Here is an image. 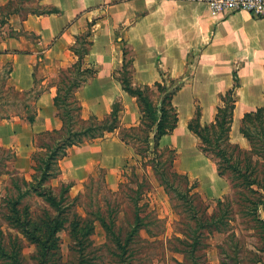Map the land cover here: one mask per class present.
Wrapping results in <instances>:
<instances>
[{"label":"crops","instance_id":"1","mask_svg":"<svg viewBox=\"0 0 264 264\" xmlns=\"http://www.w3.org/2000/svg\"><path fill=\"white\" fill-rule=\"evenodd\" d=\"M8 1L0 0V16L1 6ZM42 3L62 11L29 15L26 19L12 14L0 31V76L12 66L6 84L31 90L37 81L45 88L35 101L37 114L33 122L18 116L0 121V147L16 154L14 170L28 180L35 171L34 136L62 126L54 104L57 76L77 61L71 46L93 18L94 43L84 62L86 66H97L98 72L76 92L83 118L92 114L103 118L112 111L114 102L121 100L122 124L140 122L136 98L114 76V71L122 68L127 42L135 50L138 83L153 84L161 79V73L172 78L183 77L194 64L189 80L176 96L182 93L181 101L186 109L194 108L195 98L200 99L203 124L210 121V114L217 112L219 95L233 87L237 71L240 86L236 89L231 139L249 147L240 127L245 112L264 106V17H255L246 10L215 13L209 5L195 0H42ZM121 26H126L123 38L118 33ZM29 34L37 37L31 40ZM202 58H207L208 63L204 65ZM201 80L211 83L203 87L198 84ZM188 122L181 124L180 116L175 131L162 137L161 146L166 137L182 131L186 124L189 130ZM198 150L200 157L194 161V167L200 176L205 175L201 163L212 167L209 180L206 176L202 179L204 189L208 195L220 197L227 192L229 182L218 173L214 162ZM133 155L134 148L115 131L70 147L60 159L61 171L53 180L56 183L72 181L71 192L77 193L81 183L90 177L92 166L98 165L106 170V181L113 186L118 183V173Z\"/></svg>","mask_w":264,"mask_h":264},{"label":"trees","instance_id":"2","mask_svg":"<svg viewBox=\"0 0 264 264\" xmlns=\"http://www.w3.org/2000/svg\"><path fill=\"white\" fill-rule=\"evenodd\" d=\"M61 11L56 6L42 3V0H9L1 6L0 31L8 24L12 14H20L26 19L29 15L41 16ZM94 25L95 22H89L87 29L77 36L71 46V51L78 57L77 61L71 67L61 70L57 76L54 104L62 126L34 136L35 172L32 179L28 180L16 171L10 172L12 185L19 188L18 201L11 202L13 209L9 208L14 215L11 219L18 223L22 232L36 242L47 256L55 248L50 242L61 229H68L71 238L78 240L88 225L90 233L94 232L96 220L100 221L108 238L119 250L129 249L127 239L134 238L147 226L137 199H133L134 218L125 233L124 242L120 234L121 228L117 227L111 214L107 218L97 209L93 212L94 217L88 218L77 210H71L79 198L77 195L66 201L73 184L62 185L59 199L53 187L48 184L49 180L59 175V161L70 147L119 131L122 141L134 148L135 153L141 157L140 168H150L160 185L187 212L192 225L186 234L187 238L178 239L185 244L182 250L191 264H200L204 257L202 251L207 247L204 239L208 233L226 232L230 222L235 219L234 213L249 219L259 228L263 239L260 249L264 252V106L245 112L241 119L240 131L248 140L249 147L233 142L231 130L237 102L236 89L240 86L238 72L235 71L233 87L219 95L221 104L217 107L213 121L202 123L201 104L190 118L188 128L198 138L199 149L214 162L218 173L229 181L235 195L234 199L228 195L217 198L216 209L208 214L210 204H206L199 191L195 190L198 183L192 181L187 171L178 167L177 148L161 146L162 137L172 134L178 126L180 116L174 98L185 84L183 78H172L161 73V79L153 84L136 82L135 50L125 42L122 68L118 71L120 75L116 77L124 90L136 98L141 112L140 122L136 125L122 124L120 114L124 105L120 100L114 102L112 111L103 118L96 114L89 118L82 117V104L76 92L98 72L97 66H86L84 62L94 43ZM33 36L37 37L36 34ZM11 71L12 66L4 69L0 76V121L18 116L33 122L37 114L35 101L45 88L40 87L37 81L31 90L9 86L6 84V77ZM8 152H12V157L16 156L11 149ZM133 169L135 172L136 168ZM105 173L106 170L102 176L105 177ZM119 184L122 185L121 182ZM138 186L143 189L142 183ZM30 194L41 196L60 215L42 220V226L30 220L22 221L17 207ZM61 215H67L68 218L73 216L69 226H64V217H60Z\"/></svg>","mask_w":264,"mask_h":264},{"label":"rangeland","instance_id":"3","mask_svg":"<svg viewBox=\"0 0 264 264\" xmlns=\"http://www.w3.org/2000/svg\"><path fill=\"white\" fill-rule=\"evenodd\" d=\"M89 22H95V19L93 18ZM88 23H86L85 29H87ZM125 27H118V33L122 38ZM32 37L33 35L29 34V39L33 40ZM219 59L221 60V58ZM202 60H204V65L208 63L207 58H202ZM193 69L194 64L189 66L186 74L180 78L187 82ZM119 70L121 68L114 71L115 77L120 75ZM210 83L207 80H201L198 84L205 87ZM181 97L182 93L176 96L175 104L181 116V124H183L195 114L201 101L199 98H195L196 106L186 109ZM20 106L21 104L17 107ZM215 113L210 114L209 122L213 121ZM163 142L164 147L171 144L172 147L177 148L178 167L187 171L192 181L198 183L195 190L199 191L206 204H210L208 214L216 209L217 198L225 195L230 196L231 199L235 198L230 183L227 192L220 197L207 194L202 179L206 176L205 179L209 180L207 178L212 173V167L200 164L204 176H200L201 173L196 170L197 167H194V161L198 156L200 157L199 141L187 129V124L185 129L166 137ZM203 159L205 160V158ZM140 160L141 157L135 153L129 164L118 173L116 179L118 183L113 186L108 184L106 178L102 176L105 169L98 165L92 166L91 177L81 183L80 191L72 193L70 188V196L66 199V201H70L79 195L75 201L76 205L71 210H77L84 217L93 218V212L97 209H100L107 218L111 214L116 220L117 227L121 228L122 233L120 234L123 236L124 242L125 233L134 218L133 199H137L141 215L145 217L147 226L142 228L134 238L127 239L129 249L119 250L108 238L100 221L96 220L94 232L90 233L88 225L85 233H82L78 240L71 238L68 229H61L50 242L55 248L47 256L36 242L22 232L18 223L11 219L14 216L10 211L11 202L18 201L19 188L12 185L10 172L16 171L19 175L22 173L14 170L15 156L12 157V152L0 149V264H191L186 253L182 250L185 244L178 239L187 238L186 234L190 231L189 228L192 224L187 212L179 205V201L177 204V200L172 198L160 185L150 168H140ZM198 163L200 162L198 161ZM133 167L136 168L135 172ZM120 182L122 185L119 184ZM141 183L143 189H139L138 184ZM48 184L53 187L59 199L62 195L60 193L62 185L73 184V182L56 183V180L51 179ZM17 208L21 213L22 221L30 220L40 226H42V220L60 215L56 208L36 194L28 195L18 204ZM234 216L235 219L230 222L226 232L208 233L204 239L207 242V247L202 251L204 257L200 264H264V252L260 249L263 246V239L259 228L247 218H242L235 213ZM60 217H64L62 221L65 222L64 226L66 227L69 226L73 216L68 218L67 215H61Z\"/></svg>","mask_w":264,"mask_h":264},{"label":"built area","instance_id":"4","mask_svg":"<svg viewBox=\"0 0 264 264\" xmlns=\"http://www.w3.org/2000/svg\"><path fill=\"white\" fill-rule=\"evenodd\" d=\"M210 6L215 13L246 10L255 17H264V0H195Z\"/></svg>","mask_w":264,"mask_h":264}]
</instances>
